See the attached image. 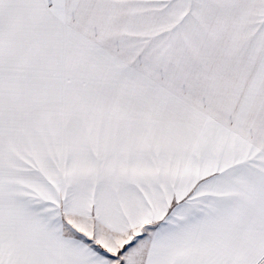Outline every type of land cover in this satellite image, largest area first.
<instances>
[{
    "label": "snow or ice",
    "instance_id": "obj_1",
    "mask_svg": "<svg viewBox=\"0 0 264 264\" xmlns=\"http://www.w3.org/2000/svg\"><path fill=\"white\" fill-rule=\"evenodd\" d=\"M0 264H264V0H0Z\"/></svg>",
    "mask_w": 264,
    "mask_h": 264
}]
</instances>
